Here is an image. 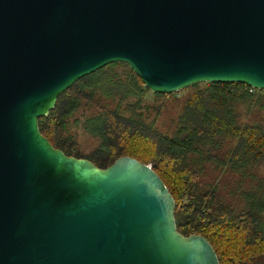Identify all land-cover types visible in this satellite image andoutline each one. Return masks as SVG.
I'll list each match as a JSON object with an SVG mask.
<instances>
[{
  "label": "water",
  "instance_id": "obj_1",
  "mask_svg": "<svg viewBox=\"0 0 264 264\" xmlns=\"http://www.w3.org/2000/svg\"><path fill=\"white\" fill-rule=\"evenodd\" d=\"M111 63L153 93L264 91V0H0V264H219L177 232L151 165L98 168L39 132L60 94Z\"/></svg>",
  "mask_w": 264,
  "mask_h": 264
},
{
  "label": "trees",
  "instance_id": "obj_2",
  "mask_svg": "<svg viewBox=\"0 0 264 264\" xmlns=\"http://www.w3.org/2000/svg\"><path fill=\"white\" fill-rule=\"evenodd\" d=\"M38 129L98 168L125 156L151 165L174 199L178 233L204 237L219 264H264L263 90L196 83L153 93L111 63L60 94Z\"/></svg>",
  "mask_w": 264,
  "mask_h": 264
},
{
  "label": "rangeland",
  "instance_id": "obj_3",
  "mask_svg": "<svg viewBox=\"0 0 264 264\" xmlns=\"http://www.w3.org/2000/svg\"><path fill=\"white\" fill-rule=\"evenodd\" d=\"M148 98H151V96H150V95H148Z\"/></svg>",
  "mask_w": 264,
  "mask_h": 264
}]
</instances>
